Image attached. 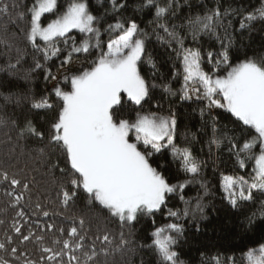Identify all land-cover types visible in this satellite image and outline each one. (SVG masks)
Listing matches in <instances>:
<instances>
[{
	"label": "snow or ice",
	"instance_id": "1",
	"mask_svg": "<svg viewBox=\"0 0 264 264\" xmlns=\"http://www.w3.org/2000/svg\"><path fill=\"white\" fill-rule=\"evenodd\" d=\"M109 2L114 13L125 7L118 0ZM139 7L154 8V21L150 23H155L153 32L157 39L170 47L173 42L176 44L174 51L179 61V70L173 76L181 78V100L195 97L197 101H206L205 108L201 109L202 115L206 109H223L244 126L255 130V137L243 144H231L229 150L234 151L240 168L245 167V158H242L245 154L247 159L254 161V165L250 177L221 175L220 187L224 200L232 208H238L242 202L252 201L254 193L264 194V57L258 59L245 56L237 63L232 62V35L225 29V35L221 38L217 32V27L230 10L221 12L216 8L202 16L188 19L186 27L193 41L205 34L215 36L220 41V51H208L205 54L200 48L185 47L184 38L175 26L169 27L166 17L172 8V0H164L163 3L161 0H142ZM46 14L54 18L44 24ZM0 17H5L13 25L24 22L26 40L45 62L64 51L56 46L58 40H62L68 50L63 63H69L73 54H90L92 49L98 52L89 61V67L64 78L63 88L57 85L51 93L38 98L33 96L30 102L32 110H55L47 136L49 144L61 150L65 162V168L60 169L68 185L67 190L62 191V202L65 205L74 200L82 189L87 194L88 202L107 210L110 217L119 221L121 229L131 228L139 217L152 216L166 207L168 197L178 189L182 191L185 184L191 182L170 183L152 165L151 158L155 153L163 149L170 150L174 160L179 161L181 171L192 177L200 174L202 162L192 155L189 148L179 147L174 142L177 127L175 112H169L168 115L137 112L134 119L121 114L126 103L139 106L149 96V85L138 71V63L144 59L147 33L135 20L125 22L118 18L115 23L108 24L104 32L109 34V39L104 42L101 29L97 26L99 18L92 14L87 0H67L62 9L58 0H31L30 4L23 6V10L17 0H0ZM257 20L264 21V4L243 16L238 30L250 29ZM2 30L7 31V24ZM73 30L84 36L79 45L70 35ZM39 42H43V46ZM0 46L9 51L13 47L7 39H0ZM205 59L212 67L211 72L204 70ZM19 62L17 58L16 63L5 64L0 67V72L14 75ZM146 62L155 67L151 57ZM44 67L39 59H35L34 67L29 71ZM45 79L55 77L46 72ZM163 87L175 95L169 84ZM4 100L10 102L11 96H4ZM3 123L0 120V124ZM214 125L215 118L214 135L210 143L218 145ZM20 135L41 140L45 138V132L37 129L28 118L20 127ZM257 146L258 154L253 153ZM39 151L41 155L45 154L43 148ZM18 176V171L0 169V185L7 186V196L15 195L14 203H19L29 190V184ZM180 199L183 201V196ZM184 203L187 205L188 202ZM36 208L39 209L40 205L37 204ZM193 211L203 212L199 202ZM43 214L49 215L48 212ZM17 215L23 216L24 213L18 212ZM180 215L179 210H168L170 218L179 219ZM183 215H189L187 207ZM260 218L264 221V202L261 203ZM79 223L83 226L84 220L80 219ZM254 223L255 213L248 218L250 228ZM53 228V225L47 226L48 231ZM13 230L18 234L16 240L21 245L30 241L34 235H25L15 225ZM59 231L62 237L53 240L52 246L45 244L44 236L34 235V250L39 253L35 259L30 258L27 249L12 246V237H6L4 242H0V250L11 259L0 257V264H99V256L108 255L105 246L111 244L112 240L106 232L97 235L86 246L90 238L81 235L76 227L67 230V238H63V229ZM173 233L182 234L183 225L173 222L157 227L150 234L151 243L142 245L154 252L158 264H183L179 260V253L174 250L177 240ZM97 242L99 250L96 248ZM128 243L121 231L118 247H126ZM243 258L244 264H264V242L248 248ZM211 259L214 264H235L231 257L224 262L219 256Z\"/></svg>",
	"mask_w": 264,
	"mask_h": 264
},
{
	"label": "trees",
	"instance_id": "2",
	"mask_svg": "<svg viewBox=\"0 0 264 264\" xmlns=\"http://www.w3.org/2000/svg\"><path fill=\"white\" fill-rule=\"evenodd\" d=\"M87 2L92 14L99 18L97 26L101 29L104 42L109 39V34L104 32V29L108 24L115 23L118 18L125 22L135 20L147 33L144 59L138 63V71L149 85V96L139 106L126 103L121 109V114L134 119L137 112H155L158 115L175 112L177 127L174 142L179 147L189 148L192 155L202 162L200 174L192 177L181 171L179 161L174 160L170 150L163 149L160 153H155L151 163L170 183L191 182L186 183L182 191L178 189L175 194L169 196L166 207L152 216L139 217L131 228L121 229L119 221L110 217L107 210L96 203L88 202L87 194L82 189L74 200L65 205L62 202V191L67 190L68 185L60 171L65 168V162L61 157V150L51 146L47 136L55 110H32L30 102L33 96L38 98L45 93H51L57 85L63 88L64 78L89 67V61L93 60L98 52L92 49L90 54H73L69 63H63L68 50L63 41L58 40L56 46L64 51L45 62L26 40L24 22L13 25L8 23L5 17H0V39H7L13 45L10 51L0 46V67L9 62L16 63L17 58L20 61L14 75L0 72V120L4 121L0 124V169L18 171V178L29 184V190L19 203H14L15 195H6V185H0V242H4L6 237H12V246L27 249L30 258L35 259L39 253L34 250V235L44 236L45 244L52 246L53 240L62 237L60 229L64 230L63 238H67V230L76 227L81 235L90 238L86 241V246L90 245L97 235H103L105 232L109 234L112 243L105 246L108 255L101 254L99 264H158L154 252L142 245L151 243L150 234L155 228L174 222L183 225L182 234L173 233L177 240L174 250L179 253V260L183 261V264H214L211 259L214 256H219L222 262L231 257L235 264H244L243 253L248 248L264 242V221L260 218L264 194L256 192L252 201L242 202L238 208H232L223 198L220 179L222 174L250 177L254 161L247 159L245 154L242 157L245 158V167L240 168L234 151L229 149L232 143L243 144L255 137V130L244 126L223 109H206L202 115L201 109L205 108L206 101L181 100V78L173 76L174 72L179 70V61L174 51L176 44L173 42L170 47L157 39L153 32L155 23H150L154 21V8H140L142 0H118L125 7L114 13L109 0ZM17 3L23 10V6L30 4L31 0H17ZM58 4L62 9L67 0H58ZM262 4L264 0H172V8L166 22L169 27L175 26L176 31L184 38L185 47L200 48L206 54L208 51H220V41L210 34L202 35L193 41L186 27L188 19L202 16L216 8L221 12L230 10L229 14L223 17L222 24L217 27V32L221 38L225 35V29L232 35V62L237 63L245 56L259 59L264 57V21H255L250 29H238L243 16L254 12ZM53 18L51 14H47L43 18L44 24ZM5 24L6 32L2 30ZM70 35L78 45L84 39L83 34L76 30ZM39 43L43 46V42ZM148 57H151L155 67L146 62ZM35 59H39L45 67L29 71L34 67ZM203 67L205 71L212 70L206 59ZM63 68L66 69L65 75L57 78V72ZM46 72L55 79H45ZM153 84L156 87H152ZM165 84L170 85L175 95L165 91ZM9 95L11 101L6 102L4 96ZM52 99L55 102L54 96ZM25 118L31 119L37 129L45 132L43 140L32 136L21 137L20 127ZM213 118L218 145L210 143L214 135ZM14 121L16 123H13ZM42 148L44 155L39 151ZM258 152L257 146L253 153ZM184 201L188 202L187 205ZM197 202L203 212L193 211ZM37 204L40 205L39 209L36 208ZM185 207L189 209L188 216L183 215ZM169 209L179 210L180 218H170ZM18 212H23L24 215L18 216ZM44 212L49 215L44 216ZM254 213L255 223L250 228L248 218L253 217ZM80 219L84 220L83 226L79 223ZM13 225L20 227L25 235L34 234L33 238L22 245L19 244ZM48 225L54 226L52 231H48ZM121 231L129 241L123 248L118 247ZM99 247L97 242V250ZM0 257H7V253L0 250Z\"/></svg>",
	"mask_w": 264,
	"mask_h": 264
},
{
	"label": "rangeland",
	"instance_id": "3",
	"mask_svg": "<svg viewBox=\"0 0 264 264\" xmlns=\"http://www.w3.org/2000/svg\"><path fill=\"white\" fill-rule=\"evenodd\" d=\"M47 15V14H46ZM73 31H75V30H73ZM77 31V30H76ZM65 73H66V69L65 68H63V69H60L58 72H57V74H56V76H57V78H61V77H63L64 75H65ZM54 84V83H53ZM191 100H196L195 99V97H193ZM216 108H212L211 110H215Z\"/></svg>",
	"mask_w": 264,
	"mask_h": 264
}]
</instances>
